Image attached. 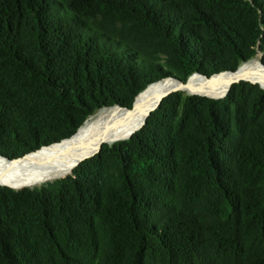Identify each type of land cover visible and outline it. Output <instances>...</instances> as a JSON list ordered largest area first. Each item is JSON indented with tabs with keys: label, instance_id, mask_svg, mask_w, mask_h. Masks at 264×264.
<instances>
[{
	"label": "trees",
	"instance_id": "trees-1",
	"mask_svg": "<svg viewBox=\"0 0 264 264\" xmlns=\"http://www.w3.org/2000/svg\"><path fill=\"white\" fill-rule=\"evenodd\" d=\"M258 52L264 0H0V150L22 158ZM0 264H264V89L173 93L73 176L0 186Z\"/></svg>",
	"mask_w": 264,
	"mask_h": 264
},
{
	"label": "bare ground",
	"instance_id": "bare-ground-1",
	"mask_svg": "<svg viewBox=\"0 0 264 264\" xmlns=\"http://www.w3.org/2000/svg\"><path fill=\"white\" fill-rule=\"evenodd\" d=\"M237 80H249L264 88V67L260 60L243 64L233 74L223 73L210 79L195 74L187 82L185 90L191 94L222 99ZM176 87L177 83L173 81L150 85L138 95L131 109H102L70 139L16 160L1 156L0 184L18 191L41 187L73 175L78 163L92 156L101 146L131 139L143 128L150 114L158 109L160 99Z\"/></svg>",
	"mask_w": 264,
	"mask_h": 264
},
{
	"label": "water",
	"instance_id": "water-1",
	"mask_svg": "<svg viewBox=\"0 0 264 264\" xmlns=\"http://www.w3.org/2000/svg\"><path fill=\"white\" fill-rule=\"evenodd\" d=\"M261 64H262V66L264 67L263 62H261ZM225 73H231V74H233V73H235V72H225ZM198 75H200V74H198ZM201 76H202V75H201ZM215 76H218V75H215ZM215 76H213V77H211V78H214ZM202 77H204L205 79H210V78L205 77V76H202ZM169 80H170V81H173V82H175V83H177V87H176L174 90H172V91L166 93V94L160 99V102H159V104H158V108L161 106V104H162V102L164 101L165 98L169 97V96L172 95L173 93H176V92H179V91L185 90V87H186V85H187V83H184V82L181 81V80H176V79H171V78H169ZM160 82H161V81H160ZM241 82H249V83L254 84V85H259V84H256V83L252 82V81H249V80H237V81L234 82L233 85H235V84H239V83H241ZM233 85H232V86H233ZM232 86H231V88H232ZM260 87H261L262 89H264L261 85H260ZM231 88H230V90H231ZM230 90H229V92H230ZM228 94H229V93H228ZM193 95H196V94H193ZM200 96H203V95H200ZM204 97H208V96H204ZM208 98H211V97H208ZM224 98H225V97H224ZM212 99H215V98H212ZM222 99H223V98H222ZM216 100H218V99H216ZM119 108H121V109H128V108H123V107H119ZM150 116H151V114H150ZM150 116H149V117H150ZM102 149H103V146H101V147L99 148V150H98L97 152H95L92 156H90V157H88V158H85V159L81 160V161L78 163V166H79L82 162H84V161H86V160H88V159H91V158L95 157L96 155H98V154L102 151ZM10 162H11V161H10ZM78 166H77V167H78Z\"/></svg>",
	"mask_w": 264,
	"mask_h": 264
},
{
	"label": "rangeland",
	"instance_id": "rangeland-1",
	"mask_svg": "<svg viewBox=\"0 0 264 264\" xmlns=\"http://www.w3.org/2000/svg\"><path fill=\"white\" fill-rule=\"evenodd\" d=\"M262 58H263V54H262L261 52H258L257 55H256V57H255L254 59H252V60H257V59H259V60H260V63H261V62H262ZM223 73H225V72H222V73H220V74H223ZM220 74H218V75H220ZM167 81H170L169 78L161 80V82H163V83H165V82H167ZM163 83H159V82H157V83H154V84H152V85H155V84H163ZM179 92H181V93H183V94H185V95H193V94H191V93H188L186 90H182V91H179ZM218 100H219V99H218ZM110 146H112V145H110ZM3 152H4V150H0V157H1V156L4 157V155L2 154ZM22 157H23V156H22ZM4 158H7V157H4ZM19 158H21V157H19ZM19 158H14V159H11V160H16V159H19ZM8 159H10V158H8ZM70 176H73V175H70ZM62 180H63V179H62ZM58 181H60V180H58ZM54 182H55V181H54ZM54 182H50V183H48V184H46V185H43V186H41V187H37V188H24V189H21V190H18V191L15 190V189H12V188H10V187L3 186V185H1V184H0V186H1V187H4V188L12 189V190H14V191H16V192H20V191L27 190V189H29V190H37V189H41V188H44V187H48V186H50L51 184H53Z\"/></svg>",
	"mask_w": 264,
	"mask_h": 264
}]
</instances>
